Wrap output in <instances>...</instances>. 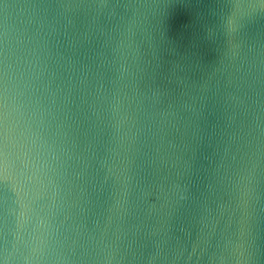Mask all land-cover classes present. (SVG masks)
Instances as JSON below:
<instances>
[{
    "label": "water",
    "instance_id": "obj_1",
    "mask_svg": "<svg viewBox=\"0 0 264 264\" xmlns=\"http://www.w3.org/2000/svg\"><path fill=\"white\" fill-rule=\"evenodd\" d=\"M0 264H264V0H0Z\"/></svg>",
    "mask_w": 264,
    "mask_h": 264
}]
</instances>
